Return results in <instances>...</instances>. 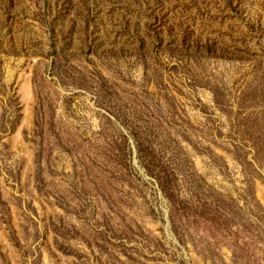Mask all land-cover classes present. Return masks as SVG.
Segmentation results:
<instances>
[{
	"label": "rangeland",
	"instance_id": "obj_1",
	"mask_svg": "<svg viewBox=\"0 0 264 264\" xmlns=\"http://www.w3.org/2000/svg\"><path fill=\"white\" fill-rule=\"evenodd\" d=\"M0 264H264V0H0Z\"/></svg>",
	"mask_w": 264,
	"mask_h": 264
}]
</instances>
